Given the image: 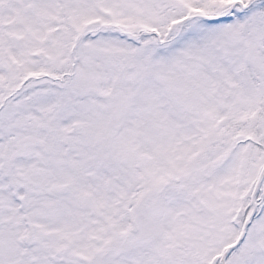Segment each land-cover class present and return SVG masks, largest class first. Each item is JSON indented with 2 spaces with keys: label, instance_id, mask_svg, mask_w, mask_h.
<instances>
[{
  "label": "snow or ice",
  "instance_id": "snow-or-ice-1",
  "mask_svg": "<svg viewBox=\"0 0 264 264\" xmlns=\"http://www.w3.org/2000/svg\"><path fill=\"white\" fill-rule=\"evenodd\" d=\"M0 264H264V0H0Z\"/></svg>",
  "mask_w": 264,
  "mask_h": 264
}]
</instances>
